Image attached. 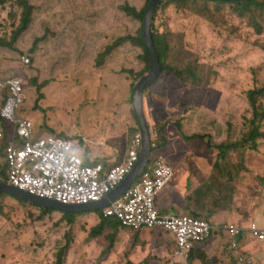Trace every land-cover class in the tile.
<instances>
[{
    "label": "rangeland",
    "instance_id": "1",
    "mask_svg": "<svg viewBox=\"0 0 264 264\" xmlns=\"http://www.w3.org/2000/svg\"><path fill=\"white\" fill-rule=\"evenodd\" d=\"M30 3L34 6L32 23L15 42L13 34L20 25L23 9L18 0L0 5V42L13 43V48L0 47V72L18 75L15 77L20 76L25 82L27 100L18 112L33 122L35 135L79 139L78 145L90 161L123 160L140 129L132 106L134 87L150 70L142 58L144 50L130 43L104 58L102 66H98L97 59L117 38L136 35L141 30V24L123 14L121 6L129 3L142 8L147 0ZM190 5L191 11L175 6L159 9L151 29L154 26L169 37L167 64L180 70L196 68L201 82L186 84L167 71L147 87L143 108L157 144L151 160H168L175 169L172 181L177 176L174 184L180 189L186 186L184 194L180 190L179 199L189 205L183 214L209 221L205 209L220 199L217 194L228 196V190L237 189L241 170L257 169L264 193V121L259 126L262 135L256 140V147L251 149L250 141L241 146L251 126L248 92L264 86V23L261 16L255 18L263 26L256 32L254 22L240 17L230 5L207 0H193ZM23 56L29 57L28 65L21 62ZM176 59L181 62H174ZM124 69L134 73H123ZM33 79L38 85L50 83L38 90L31 83ZM260 103L264 106V101ZM177 122L182 132L178 131ZM194 134L206 138H183ZM206 140L215 145L240 144L229 148L222 157L217 147L207 146ZM104 151L105 158L100 156ZM3 156L2 153L0 181L4 180ZM255 156L256 160L251 161ZM230 174L234 180L227 184ZM214 177L218 178L212 188L207 178L212 182ZM164 189L158 192L157 205ZM40 214L35 207L10 198L0 199V264H54L56 253L68 242L72 250L67 264H147L146 260L148 264H185L174 259L175 241L167 231L122 228L110 241L108 236L113 230L97 238L92 234L101 221L99 211L92 212L95 222L89 221L92 216L85 212L68 217L76 216L72 223L58 210L37 221ZM248 215L239 213L238 223L247 224ZM162 235L163 245L170 250L164 260L155 244L160 243L158 238ZM135 242L146 248V253L135 256V261H127L131 251L126 249L120 251L121 261L113 254L120 245L126 248ZM108 248L112 249L106 253ZM147 253L148 258L144 259Z\"/></svg>",
    "mask_w": 264,
    "mask_h": 264
},
{
    "label": "built area",
    "instance_id": "2",
    "mask_svg": "<svg viewBox=\"0 0 264 264\" xmlns=\"http://www.w3.org/2000/svg\"><path fill=\"white\" fill-rule=\"evenodd\" d=\"M28 65V56L21 57ZM24 81L19 77L0 78V92L7 99L0 109V148L6 141L5 162L8 174L3 182L30 194L54 199L65 204H87L104 198L116 188L139 159L142 137L137 133L126 158L105 166L103 162L86 163L77 153L80 140L68 136H42L35 139L34 124L20 115L26 100ZM1 164V162H0ZM174 175L172 165L156 158L126 193L101 212L105 218L116 217L124 227L133 230L158 229L169 232L176 243L175 258L186 260L196 244L206 242L214 229L228 234L234 241L231 249L239 254L235 237L241 229L234 223L213 227L191 215H164L156 204L158 192ZM1 176V172H0ZM253 238H264V225L251 222L248 228Z\"/></svg>",
    "mask_w": 264,
    "mask_h": 264
},
{
    "label": "trees",
    "instance_id": "3",
    "mask_svg": "<svg viewBox=\"0 0 264 264\" xmlns=\"http://www.w3.org/2000/svg\"><path fill=\"white\" fill-rule=\"evenodd\" d=\"M9 1H12V0H0V5H3ZM150 1L151 0H147V3L142 8H138L137 6L131 5L129 3H125L121 6V12L123 14L125 13V15L128 18H130L132 21L139 22L141 24V30L136 35L129 34V35L121 36V37L117 38L112 44L108 45L106 47V49L100 54L99 58L97 59L98 66H102L104 58L111 55L114 50L120 48L121 46H123L126 43H130L134 46L141 47L144 50V55L142 56V58L144 59V62L146 63V67H147L146 69L150 70L151 58H150L149 51L147 49V46H146L144 38H143L144 15H145V12L148 8ZM191 1H193V0H163L161 2V4L159 5V7L157 8L156 12L159 9H166L170 6H175L176 8L179 7L182 11H191V9H190L192 7L190 5ZM207 1H210L216 5H230V6H232L234 11L240 17H243V18L249 17V19L254 22V26H255L254 28H255L256 32H260L262 30L263 26L260 25L255 20V18L257 16H261L263 19V23H264V0H239V1L207 0ZM18 2L20 4V6L22 7L23 11H22V15H21L20 25L14 31V34H13V42H15L18 39V37L28 29L29 25L32 23V16H33V11H34V6L30 3V0H18ZM197 14H199V13H197ZM155 15L156 14H154V16H153L154 21L156 18ZM152 38H153V42L155 45V49H156L159 61L162 65V70H161L160 76H162L163 73H165L167 71H171L175 76H177L180 80H182L186 84H188L190 82H197L198 84H200L201 81H200V78L197 74L196 68L188 66L184 70H180L178 68H175V67L167 64V62H169L168 57H169V54L171 51V45L169 43V37L167 35L160 34L159 32H157L155 30V28L153 26L152 27ZM12 46H13L12 42H8V43L4 42V45H3V43L0 42V47L11 48ZM33 48H36V46H34ZM174 62L180 63L181 61L176 59V60H174ZM122 72L127 73V74H133L134 73L132 70H125V69L122 70ZM5 74H7V73H5ZM2 75L3 74L0 72V78H2V79H8V78H13L15 76H18V75H10V74H8V76H2ZM19 78H21V77L19 76ZM32 82L34 84V87L38 88V90L46 87L50 83L48 81V82H44L41 85H38V82L36 79L31 80V83ZM24 85H25V82H24ZM0 93H1V95L5 101L7 99V93L6 92H0ZM26 100H27V96H26ZM26 100H25V102H26ZM248 101H249V106H250L251 111H252L251 112L252 117L249 120V123L251 124V126L249 129V135L245 140H243L241 142V146L245 145L244 142L250 141V143H251L250 148L254 149L256 147V140L262 135V133L259 129V126L264 121V106H262L260 101H264V86H262L260 88H255V89L249 90ZM25 102H24V104H25ZM25 118L30 120V118H28V117H25ZM0 121L2 123H4L1 116H0ZM176 126H177L178 131L182 132L181 124L179 122L176 123ZM50 136H61V135L52 134ZM39 137L40 136L35 135V138H39ZM159 137L161 139L160 135H159ZM183 138L184 139L199 138L201 140H205L206 137L203 135L194 134L193 136L192 135L191 136L183 135ZM162 140H165V139L163 138ZM206 143H207L208 147H217L220 150V154L222 157L225 155V152L229 148H231L233 146H238V144H240V143H234V144L220 143V144L215 145L212 143L211 140H206ZM6 147H7V143H6V141H4L2 143L1 148H0V162L2 161V153L4 155L3 161L5 162ZM88 163H93V161H89ZM104 165L108 166V163H104ZM0 166H1V164H0ZM7 174H8V166L5 162V165H3V173H2L4 180H6ZM4 198H7V199L10 198V199H12L16 202H19L23 205H29V206L35 207L36 209H39L41 214H40V216H38L36 218L37 221H42L46 217L47 214H51V213L56 211L53 208L40 207L36 204H32V203L26 202L24 200H21L15 196L0 192V199H4ZM58 213L63 214V216L66 217L70 223H72L75 220V218H72V217H76L77 215H79V214H75V213H65V212H60V211H58ZM85 213H92V212H85ZM99 213H100L101 221L92 230L93 231L92 234L96 236L94 238H97L99 235L102 236L103 233L107 230H113L114 233L109 235L108 239L110 241H114L117 232L122 230V228L126 229L127 227H124L121 224V221L119 219H117L116 217L105 218L100 211H99ZM71 215H76V216H72L69 219L68 217H70ZM112 248H108L106 253H108ZM117 249H118V247H117ZM71 250L72 249L70 248L69 242L66 243L63 247H61L58 250V252L56 253V258H55L54 264H67L68 254ZM115 251H116V246H115ZM152 258H154V257L152 256ZM145 262L148 264V260H146Z\"/></svg>",
    "mask_w": 264,
    "mask_h": 264
},
{
    "label": "crops",
    "instance_id": "4",
    "mask_svg": "<svg viewBox=\"0 0 264 264\" xmlns=\"http://www.w3.org/2000/svg\"><path fill=\"white\" fill-rule=\"evenodd\" d=\"M2 76H8V74H3ZM1 99H2V95L0 93V109L4 105V101L1 102ZM37 136L42 137L46 135L41 134ZM82 149L83 148L81 147V145L76 147L77 153L88 163L90 160L89 158H85V151ZM100 156L105 158L106 156L105 151ZM99 160L100 159L97 160L91 159L93 163ZM250 160L255 161L256 156L252 157ZM121 161L122 159L118 161V163ZM101 162L106 163L105 161H101ZM110 164L111 163L108 162V165ZM220 169H222V167ZM240 172L242 173L239 176L237 189L234 190L233 188L231 190H228L229 192L228 196L217 194L216 196L220 199H215L211 207L205 209L204 212L206 213L207 216L211 218V220H209L210 222L204 219L206 222L212 224L215 227L219 226L222 223H227V222L234 223L237 226L243 228H246L247 226L249 227V223L253 221L260 226L264 225V201H263L264 193L261 188V182L258 181L259 172L257 171V169L256 170L250 169L249 167H247V169L241 170ZM174 175H175V169H174ZM217 178L218 177H214L212 182L210 181L209 178H207L209 186L213 188ZM175 179L165 187V189L162 191V193H160V196L158 198L157 207L160 210V212L164 215L183 214L186 211L185 208L189 206L188 203L185 204L184 201L179 200L181 197L180 190L184 194L186 192V186H182L180 189L179 186L174 184ZM230 179L234 180V176L232 174L229 175L227 184H229ZM258 186L260 188H258ZM196 187L197 186H195V189ZM212 188H210L211 191ZM195 191L193 193H195ZM186 198L188 199L189 196H187ZM192 198L197 201L196 197L192 196ZM230 205L231 208L229 207ZM239 213L249 214L248 218H246L245 220L247 224L238 223L239 217L237 215H239ZM89 215L92 216V219L89 221L95 222L94 214L89 213ZM234 220L236 221V223L233 222ZM141 239L143 241V237ZM161 240L165 242L163 235L161 237ZM239 240H240V254L244 256L242 257L243 258L242 261L239 260L238 256H234L232 253L231 254L229 253V249H228L229 238L223 233L222 234L215 233L213 238L207 241L206 244H200V245L197 244V246L194 247V249L191 251L190 260L187 261L185 264H264V240L261 241L255 240V238H253L249 233L241 234L239 236ZM155 244L159 247V251L161 253L159 257H161L164 260L166 253H170V250L165 245H163V242H161V245H159L160 243H155ZM121 249H126V252L131 251V254L127 259V261H135L134 260L135 256L140 257L139 254L146 253V248L142 246V243L135 242L134 246L129 244L126 248L124 247L121 248L120 245L117 249V253H113L118 257L120 261L122 259L121 258L122 255L120 253ZM146 258H148V253L144 259ZM134 263L141 264L143 263V261L134 262ZM159 263L161 262H158V264Z\"/></svg>",
    "mask_w": 264,
    "mask_h": 264
},
{
    "label": "water",
    "instance_id": "5",
    "mask_svg": "<svg viewBox=\"0 0 264 264\" xmlns=\"http://www.w3.org/2000/svg\"><path fill=\"white\" fill-rule=\"evenodd\" d=\"M163 0H151L144 15L143 38L151 58V67L147 75L141 77L134 87L132 106L140 124V134L142 137L141 154L134 168L126 175L124 180L116 188L112 189L104 198L96 202L87 204H65L54 199L39 197L20 190L10 184L0 181V192L15 196L26 202L36 204L44 208H53L65 213H80L102 211L113 201L123 196L136 179L147 167L150 155L153 151L152 135L148 125V120L143 108V98L147 87L155 82L160 76L162 65L159 61L155 45L152 38V19ZM239 1V0H224Z\"/></svg>",
    "mask_w": 264,
    "mask_h": 264
},
{
    "label": "clouds",
    "instance_id": "6",
    "mask_svg": "<svg viewBox=\"0 0 264 264\" xmlns=\"http://www.w3.org/2000/svg\"><path fill=\"white\" fill-rule=\"evenodd\" d=\"M150 2H151V1H150ZM139 133H140V129H139ZM151 135H152V134H151ZM132 141H133V140H132ZM155 142H156V141L152 138V145H153V148L156 147V143H155ZM141 146H142V142H141ZM152 152H153V151H152ZM127 153H128V151H127ZM127 153H126V156H127ZM140 154H141V151H140ZM151 155H152V153H151ZM151 155H150L149 163H148L147 167L145 168V170L151 168V167L153 166V162H154V160L156 159V158H155V159L152 161V160H151ZM126 156L123 158V160L126 158ZM139 157H140V155H139ZM157 158H163V157H157ZM163 159H165V158H163ZM123 160H122V161H123ZM138 160H139V159H138ZM165 160H166V159H165ZM122 161H121V162H122ZM167 161H168V160H167ZM116 163H118V162H116ZM136 163H137V162H136ZM169 163H170V162H169ZM170 164H171V163H170ZM135 165H136V164H135ZM171 165H172V164H171ZM172 167H173V165H172ZM133 168H134V167H133ZM133 168H132V169H133ZM145 170H144V171H145ZM173 170H174V167H173ZM144 171H143V172H144ZM143 172H142V173H143ZM142 173H141V175H142ZM141 175H140V176H141ZM140 176H139V177H140ZM139 177H138V178H139ZM138 178H137V179H138ZM137 179H136V180H137ZM172 179H173V177L171 178V180L169 181V183L172 181ZM135 182H136V181H135ZM169 183H167V185H168ZM167 185H166V186H167ZM166 186H165V187H166ZM165 187H164V188H165ZM29 194H30V193H29ZM100 212H101V211H100ZM101 213H102V212H101ZM180 215H189V214H180ZM191 216H192V215H191ZM194 217H196V216H194ZM203 220H204V219H203ZM253 222H254V221H253ZM227 223H228V222H227ZM250 223H251V222H250ZM250 223H249V224H250ZM254 223H256V222H254ZM209 224H210V223H209ZM256 224H257V223H256ZM211 225H212V224H211ZM257 225H258V224H257ZM212 226H213V225H212ZM258 226H260V225H258ZM262 226H263V225H262ZM213 227H215V226H213ZM238 227L241 229V231H240V233L235 237V240H236L237 243H238L239 254H240V240H239V236H240L241 234H244V233H249V232H248V228H249V227H248V226H247L246 228H243V227H240V226H238ZM129 229H130V228H129ZM132 230H133V229H132ZM155 230H158V229H155ZM158 231H161V230H158ZM215 233H223V234H225L224 232H221V231H218V230L214 229V231L212 232L211 237H210L207 241H209L211 238H213V236H214ZM225 235L229 238V242H228V244H229V248H228V249H229V253H230V254L232 253L234 256H236V255L233 253L232 249H231V245H232V242L234 241V238H232V237L229 236L228 234H225ZM171 236H172V235H171ZM161 237H162V236H160V237L158 238V241H159L160 243L163 242V244H164L165 242L161 240ZM207 241H206V242H203V243H199V245H200V244H206ZM195 246H197V244H196ZM195 246H194V247H195ZM194 247H193V249H194ZM175 249H176V243H175ZM175 249L173 250V257H174V259H175L177 262H184V263H186V262L189 260L190 253H191V251L193 250V249H192V250L190 251V253H189V255H188V258H187L186 260H182V259H179V258H177V259L175 258V256H174V251H175ZM240 255H241V254H240Z\"/></svg>",
    "mask_w": 264,
    "mask_h": 264
}]
</instances>
